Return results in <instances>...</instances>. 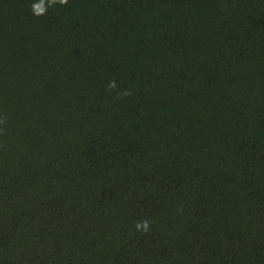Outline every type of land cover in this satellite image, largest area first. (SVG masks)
<instances>
[{"label":"trees","instance_id":"trees-1","mask_svg":"<svg viewBox=\"0 0 264 264\" xmlns=\"http://www.w3.org/2000/svg\"><path fill=\"white\" fill-rule=\"evenodd\" d=\"M0 264H264V0H0Z\"/></svg>","mask_w":264,"mask_h":264},{"label":"clouds","instance_id":"clouds-1","mask_svg":"<svg viewBox=\"0 0 264 264\" xmlns=\"http://www.w3.org/2000/svg\"><path fill=\"white\" fill-rule=\"evenodd\" d=\"M59 2L61 3V4H65V3H67V0H59ZM145 228H147V222H144V225H143ZM137 227L139 228L140 227V225H137Z\"/></svg>","mask_w":264,"mask_h":264}]
</instances>
